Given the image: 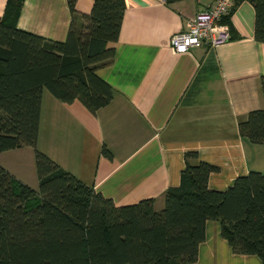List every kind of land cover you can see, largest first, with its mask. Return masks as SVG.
Returning a JSON list of instances; mask_svg holds the SVG:
<instances>
[{
	"label": "crops",
	"instance_id": "crops-1",
	"mask_svg": "<svg viewBox=\"0 0 264 264\" xmlns=\"http://www.w3.org/2000/svg\"><path fill=\"white\" fill-rule=\"evenodd\" d=\"M125 2L114 56L97 68L113 88L111 100L92 112L78 99L62 101L44 89L38 148L116 205L153 197L160 209L167 187L179 183L188 150L217 166L209 173L211 188L224 189L250 169L264 172V143L241 136L237 126L249 110L264 106V41L254 38L252 3L240 1L230 16L236 37L177 53L171 35L212 0ZM5 3L0 0V16ZM91 4L76 0L79 12ZM70 22L66 0H23L16 20L53 39H64ZM0 164L37 187L32 146L0 151ZM191 264L262 262L255 254L235 253L219 222L207 219Z\"/></svg>",
	"mask_w": 264,
	"mask_h": 264
},
{
	"label": "trees",
	"instance_id": "trees-1",
	"mask_svg": "<svg viewBox=\"0 0 264 264\" xmlns=\"http://www.w3.org/2000/svg\"><path fill=\"white\" fill-rule=\"evenodd\" d=\"M66 1L71 22L64 39L18 27L23 0H6L0 16V151L32 146L38 178L34 188L0 164V264H191L207 219L219 222L235 253L255 254L264 264V172L250 169L224 189L211 188L217 166L188 150L179 183L167 187L160 209L153 197L116 205L38 148L44 89L92 112L113 96L97 68L114 56L126 2L91 0L79 12L76 0ZM240 1L223 17L229 27ZM248 1L254 38L264 41V0ZM261 89L264 97V75ZM237 126L241 136L264 143V106ZM102 151L111 154L105 145Z\"/></svg>",
	"mask_w": 264,
	"mask_h": 264
},
{
	"label": "built area",
	"instance_id": "built-area-1",
	"mask_svg": "<svg viewBox=\"0 0 264 264\" xmlns=\"http://www.w3.org/2000/svg\"><path fill=\"white\" fill-rule=\"evenodd\" d=\"M234 0H212L205 8L194 13L186 29L171 35V47L177 53L186 52L191 46H215L231 38L230 27L223 17Z\"/></svg>",
	"mask_w": 264,
	"mask_h": 264
}]
</instances>
